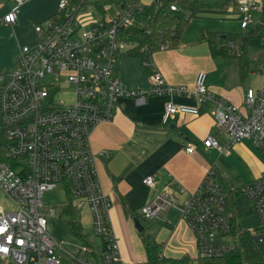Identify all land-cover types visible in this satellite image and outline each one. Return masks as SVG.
Masks as SVG:
<instances>
[{"label": "built area", "instance_id": "obj_1", "mask_svg": "<svg viewBox=\"0 0 264 264\" xmlns=\"http://www.w3.org/2000/svg\"><path fill=\"white\" fill-rule=\"evenodd\" d=\"M26 2L13 0L14 8L0 21L15 25L18 9ZM111 5L116 7L115 14L107 15ZM86 9H94L100 17L89 31L77 21L78 13ZM171 10L177 11V7ZM238 10V16L242 14L241 28L248 29L255 21L253 12L262 14L264 3L241 0ZM137 14H142L137 4L110 3L99 9L94 0H59V13L35 28L38 40L21 47L15 67L0 73V120L7 159L0 162V193L15 205L13 212L0 210V264H60L56 251L61 246L48 230L56 209L43 200L46 192L59 186L66 190L75 208L90 211L97 239L90 241L92 247L66 251L69 264H126L112 227V203L98 176L91 135L100 124L114 119L120 97H132L142 104L146 93L188 94L184 86L169 85L149 62L144 63L152 71L149 90L131 93L124 88L115 58L129 49L123 35L134 29ZM261 42L264 46V37ZM228 46L240 55L235 43L228 42ZM170 48L169 42L161 43L158 52ZM257 74L262 83L259 89L246 92L245 110L217 101L214 120L230 144L222 147L208 138L203 142L206 149L229 154L232 145L252 139L264 153V64ZM64 90L72 93L68 102L58 97ZM193 95L196 106L167 104L162 123L167 124L177 114L198 115L200 106L214 100L207 87V73H198ZM185 151L193 154L196 147L189 143ZM143 183L150 188L156 185L153 177H146ZM239 193L257 219L252 229H243L237 219L233 221L236 215L212 170L184 202L163 192L143 207L140 215L152 221L169 210L179 211L195 236L198 259L220 258L233 250L242 232L258 246L264 243V176L241 187ZM235 228L242 231L234 234Z\"/></svg>", "mask_w": 264, "mask_h": 264}, {"label": "crops", "instance_id": "obj_2", "mask_svg": "<svg viewBox=\"0 0 264 264\" xmlns=\"http://www.w3.org/2000/svg\"><path fill=\"white\" fill-rule=\"evenodd\" d=\"M39 2H44L48 7L44 13L34 17L30 12ZM124 2L128 4L126 0ZM148 5H153V2L141 7ZM58 6L59 0H27L18 9L15 25L0 21V73L15 67L20 48L32 42L37 35L35 28L52 18ZM13 8V0H0V18L5 17ZM141 17L144 21L142 14ZM236 17L238 14L224 19L216 15L198 18L214 21ZM260 25L259 21L258 31L264 29V25ZM136 29L135 26L129 34L123 35L129 49L116 55L115 69L128 92L146 93L151 86L152 71H147L138 56L131 55L140 41ZM207 33L220 36L216 32L206 31L202 36L188 39L179 37L174 47L156 52L151 58L150 63L162 73L169 85L184 86L188 94L153 96L146 93L142 104H138L132 97H120L114 119L100 124L91 135L90 143L97 157L98 176L112 203V227L120 245L122 260L126 264H148L141 239L142 232L135 227L136 218L147 223L148 229L143 232L151 235L161 246L162 256L168 259L188 256L192 260L191 264H200L195 236L182 220L179 211L169 210L163 213L162 218L152 221H146L140 215V210L155 197L168 192L176 196L179 202H184L212 170L215 179H220L226 191L238 192L231 198L227 196L234 214L237 213L235 201L242 196L240 188L263 176L259 175L263 152L252 139L232 145L229 154L206 149L203 145L208 138L217 140L222 147L230 144L227 135L217 127L214 120L217 101H226L245 110L246 92L248 89H259L262 83L257 70L252 72L255 78H249V66L247 76L241 77L238 59L214 57L208 43L203 40ZM132 36L137 41L136 45L130 47ZM228 60H237L238 64H233L234 61L228 64ZM199 72L207 73V87L214 100L200 106L198 115L177 114L167 124H163L162 117L167 104L197 105L193 92ZM0 137V140L5 141ZM189 143L196 147L193 154L185 151ZM102 152L108 155L103 156L100 154ZM146 177L155 179L154 188L143 183ZM1 209L15 211L13 201L3 193H0ZM84 212L89 214L91 225L90 211L86 209ZM84 212L81 211V216Z\"/></svg>", "mask_w": 264, "mask_h": 264}, {"label": "trees", "instance_id": "obj_3", "mask_svg": "<svg viewBox=\"0 0 264 264\" xmlns=\"http://www.w3.org/2000/svg\"><path fill=\"white\" fill-rule=\"evenodd\" d=\"M241 0H160L159 5H148L142 8L143 25L136 29V33L139 36L138 46L131 51V55L138 56L142 63L151 62L152 55L158 52V48L161 43L169 42L171 47H174L179 39V31L182 30L190 22L192 18H198L203 15H216L221 19L236 15V7L240 4ZM125 4L124 0H94V5L99 9H102L104 5ZM264 3V0H263ZM176 6L177 11H172L171 7ZM189 16V18H188ZM261 25H264V10L261 14ZM258 31V30H257ZM255 31L247 33L242 37L241 42L234 38H228L224 36H216L213 33H207L204 35V41L208 43L211 53L214 57H231L238 59L240 64L241 77L247 76V69L249 66V58L247 55V44L251 37L255 36ZM228 42L238 44L240 48V55L236 53H230V47ZM150 72L151 68L145 67ZM0 120V136L1 131ZM1 138V137H0ZM6 141L0 140V162L6 161ZM221 186L224 188L227 196L231 198L234 194H238L235 190L229 193L225 190V186L222 185L220 179L218 180ZM231 194V195H230ZM232 196V197H233ZM232 205V204H231ZM68 213L70 215V228L72 234L83 241L84 246L92 247L90 241L87 239V235L84 232V228L80 223L81 212L72 205L70 199V205L68 207ZM236 221V218L233 219ZM241 232L242 229H236L234 234ZM142 243L144 245L147 263L148 264H191V258L185 256L181 259H168L162 256L161 246L151 235L141 233ZM200 264H264V255L261 252L260 247L246 232L240 233L238 241L233 250L220 258H206L200 259Z\"/></svg>", "mask_w": 264, "mask_h": 264}, {"label": "rangeland", "instance_id": "obj_4", "mask_svg": "<svg viewBox=\"0 0 264 264\" xmlns=\"http://www.w3.org/2000/svg\"><path fill=\"white\" fill-rule=\"evenodd\" d=\"M126 2L130 5L138 3L140 4L139 6H144L146 4L154 2V0H126ZM47 7L48 6H45L44 2H39V4L33 7L30 14L34 17L40 15L46 11ZM238 8L239 5L235 9L236 13H239ZM115 10L116 7L114 5H111L109 10L107 11V15H114ZM58 13L59 6L58 11L55 15H57ZM241 17L242 14H239L238 18L236 17L232 19L214 21H209L200 18H192L190 19V22L187 24V26L179 31V37L180 39H188L192 37H197L198 35L202 36L206 31H210L214 33L216 32L220 36L234 38L237 41L241 42L242 37L244 35L255 31V36L249 39L248 44L246 46L250 68L249 78H255L252 72L254 70H257L260 65L264 64V46L261 42V38L264 37V29L257 31V23L261 20V14L258 12H253V18L255 21L248 27V29L241 28ZM99 18L100 17L97 15L94 9H86L78 13L77 21L79 22L83 30L89 31L96 24ZM142 22L143 20L141 14H137L135 18V26L137 28H140L142 26ZM130 38V47L136 45V38L133 36ZM37 40L38 36L35 35L32 39V42L27 43L26 45L30 46L34 41ZM236 45L238 46V44ZM230 49L231 50L228 52L234 54V49L231 47ZM231 62H233V64H238L237 60H228V64ZM71 94L72 93L70 90H64L61 92L60 95H58V97L59 99H63L68 102L72 99ZM262 155L264 157L263 153ZM259 170V175L264 176V159ZM43 200L48 207H54L56 209L55 216L49 219L48 224V230L50 234L55 239V241L61 246V248H58L56 251V259L60 262V264H69V255L66 251L72 252L76 249H83L84 247L83 241L76 238L71 232V218L68 213L70 198L66 190L62 186H59L51 191L46 192L43 197ZM235 204L237 208V213H235L236 219L241 225V227H243V229L254 228L256 226L257 219L254 215L249 213L247 200L243 196H239L238 199H236ZM85 210L86 209H82L83 212ZM80 223L84 228V232L87 235V239L91 242H96L97 239L93 234V229L90 225V216L87 212L82 213V216L80 217ZM140 223L144 229H148L147 223L145 221H141ZM259 247L264 252V244H260Z\"/></svg>", "mask_w": 264, "mask_h": 264}, {"label": "water", "instance_id": "obj_5", "mask_svg": "<svg viewBox=\"0 0 264 264\" xmlns=\"http://www.w3.org/2000/svg\"><path fill=\"white\" fill-rule=\"evenodd\" d=\"M135 227L139 232H143L144 228L142 227L140 221L136 218L134 219Z\"/></svg>", "mask_w": 264, "mask_h": 264}]
</instances>
